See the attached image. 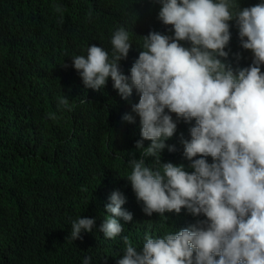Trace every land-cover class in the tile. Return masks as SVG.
Here are the masks:
<instances>
[{"label":"clouds","instance_id":"obj_1","mask_svg":"<svg viewBox=\"0 0 264 264\" xmlns=\"http://www.w3.org/2000/svg\"><path fill=\"white\" fill-rule=\"evenodd\" d=\"M32 1L26 5L20 0L10 19L12 28L30 27L35 34L22 50L33 48L46 55L45 35L50 28L45 24L51 15L65 40L93 33V25L74 22L72 0H36L41 7L49 5L51 12H38L28 23L26 12ZM154 2L161 5L157 19L149 23L134 54L130 33L120 26L110 32L105 48L89 45L86 55L84 48L67 64L79 73L86 88L98 92L110 77L119 109L133 89L139 93L132 111L140 118L142 139L135 146L141 156L128 161L132 170L126 178L146 218L158 219L148 233L132 243L118 218L132 224L133 214L121 207L126 198L120 191H114L108 203L109 177L92 184L87 198L93 208L102 207L103 218L108 217L102 224L95 223V215L80 209L84 205H69L68 209L78 210L71 223V238H87L98 249L106 246L105 239L122 240L116 255L123 257L117 264H264V2L247 3L249 7L243 8L236 0ZM142 5L131 4L128 13ZM229 21L236 22L239 31L230 29ZM246 50L253 53L252 61ZM133 58L130 76L125 75L120 61ZM99 100H107L103 92L90 97L89 111L74 115L75 120L86 115L77 132L85 139L93 135V118L102 109ZM1 102L5 99L0 94V109ZM58 106L71 110L67 97H61L58 105L47 97L28 122L18 123L13 116L0 114V149L18 162L28 159L31 167L37 168L49 158L38 149L39 143L51 134L64 133L55 124ZM170 113L185 122L195 120L189 139L181 133L183 147L178 149L166 144L177 130ZM122 119L135 121L130 113ZM144 140L151 143L145 147ZM165 148L172 152L167 156L169 162L161 160ZM148 157H154L158 166H148ZM55 167L60 169L59 161ZM9 171L17 174L7 160L0 173ZM101 197L103 201H99ZM179 214L188 219L177 227L174 222ZM90 260L86 257L83 264Z\"/></svg>","mask_w":264,"mask_h":264},{"label":"trees","instance_id":"obj_2","mask_svg":"<svg viewBox=\"0 0 264 264\" xmlns=\"http://www.w3.org/2000/svg\"><path fill=\"white\" fill-rule=\"evenodd\" d=\"M19 1L0 0V94L5 99V102H1L0 114L13 116L18 123L28 122L47 97L56 100L57 105L61 97H67L71 110L58 106L55 124L61 126L64 133L58 136L51 134L39 143L38 149L49 158L39 162L37 168H32L28 159L18 162L0 149V167L7 165L9 160L17 172L0 173V264H83L86 257H91L89 264H117L123 257L116 255L123 241L117 238L105 239L106 246L98 249L92 247L87 238L73 240L71 223L78 210H70L68 207L71 204L84 205L80 209L91 212L95 215V223L102 224L108 215L103 218L100 211L102 207L97 210L96 205L93 208L87 198L91 196L92 184L112 177L108 203L114 191H120L126 198L121 207L131 211L134 220L129 224L122 218L118 219L130 241H138L156 223L157 216L146 218L143 206H138L140 201L126 178L132 170L128 161L141 156L135 146L136 141L142 139L140 118L132 111V105L139 101V93L133 89L132 95L125 99L126 104L119 109L120 102L114 100L111 92L113 81L110 77L101 88L102 91L98 92L86 88L79 73L67 63L84 48L86 55L89 45L105 48L110 43V32L120 26L129 31L134 54L142 44V36L148 30L149 23L157 19V10H160L161 5L154 0H72L76 6L74 22L93 25L94 31L75 40H65L56 26V17L51 15L45 24V27L50 28L45 35L48 42L45 55L33 48L22 50L23 45L35 37L29 31L30 27L25 30L10 26L14 25L10 19ZM29 1L25 0L26 5ZM252 1L236 0V3L243 8V5L249 7L247 3L253 6L264 2ZM137 2L143 5L129 14V6ZM38 12L46 14L51 12V8L49 5L41 7L38 1H32L26 12L27 22L35 20ZM22 15L20 13L18 17ZM228 23L230 29L239 31L236 22ZM180 43L189 46L188 42ZM246 57L252 61L251 50H246ZM136 58L120 61V65L125 68V75L130 76V68ZM261 71L264 72V65ZM102 92L107 100H99L102 109L93 118V135L85 139L77 132L80 121L86 115L76 120L74 115L81 110L89 111L90 97H97ZM81 100L86 102L81 104ZM125 113L133 115L135 121L123 120ZM170 114L177 123V130L166 144L175 145L178 149L183 147L181 133L185 139H189V129L194 126L195 120L185 122L177 118L175 113ZM71 135L74 138L66 140ZM143 143L147 147L151 141L144 140ZM171 153L165 148L161 153L162 162H169L167 156ZM206 159L209 163L213 162L211 156ZM58 161L61 172L55 167ZM146 164L150 167L158 166L155 165L154 157H148ZM103 200L104 197L99 199ZM187 219V216L179 214L174 225L180 227ZM68 222L70 224L67 226Z\"/></svg>","mask_w":264,"mask_h":264}]
</instances>
